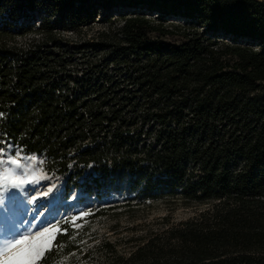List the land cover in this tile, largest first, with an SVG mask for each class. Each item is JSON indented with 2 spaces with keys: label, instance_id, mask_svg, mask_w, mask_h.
I'll return each mask as SVG.
<instances>
[{
  "label": "trees",
  "instance_id": "obj_1",
  "mask_svg": "<svg viewBox=\"0 0 264 264\" xmlns=\"http://www.w3.org/2000/svg\"><path fill=\"white\" fill-rule=\"evenodd\" d=\"M113 7L121 12L107 19L101 45L119 51L135 85L127 104L145 109L157 133H133L132 120L108 130L102 102L51 82L53 65L40 52L57 42L59 27L88 26ZM30 33L40 39L20 46L17 36ZM263 89L264 0H0V147L43 155L60 176L90 167L97 188L122 171L142 194L165 187L159 197L206 206L113 264H264ZM152 134L158 143L136 144ZM72 226L63 222L68 233L58 235L48 264L82 253L69 240Z\"/></svg>",
  "mask_w": 264,
  "mask_h": 264
},
{
  "label": "rangeland",
  "instance_id": "obj_2",
  "mask_svg": "<svg viewBox=\"0 0 264 264\" xmlns=\"http://www.w3.org/2000/svg\"><path fill=\"white\" fill-rule=\"evenodd\" d=\"M119 12L121 10L114 7L109 11L100 10L95 22L88 26L78 29L59 27L57 42L44 46L40 52L44 53L48 57V62L53 65V70L49 72L51 82L63 86L72 94L102 102V112L107 113L106 118L110 121L105 125L106 128H111L108 130H114V126H118L120 122L132 120L133 133L139 134L141 130L143 134L157 133L161 127L148 116L149 113L145 109L138 111V108L132 109L127 104L128 100L133 98L135 85L131 81L128 67L120 62L119 51L101 45L103 41L100 39V34L111 26L107 19L119 18ZM42 16L39 15L34 20L35 28L39 27ZM120 23L117 20L113 27ZM36 38L40 39V36L33 33L23 34L17 36L16 41L20 46L28 48L30 40ZM260 96L264 98V89L260 92ZM113 112L118 115L117 123L112 120ZM141 135L136 140V144L141 147L142 141L146 142V145L149 142H157L156 138L153 139V134L143 137ZM8 145L0 147L5 150L4 153H0L4 159H7V153L12 151ZM13 148L20 149L15 145ZM21 157H35L31 164L39 183L25 185V199L19 200L14 212L8 218L0 219V246H3L5 238L15 234L21 217L31 219L33 216H38L39 219L50 222L55 215L58 216L57 221H60L61 228L63 222L71 218L74 232L69 240L75 241L81 247L82 253L78 254V251H75L63 256L61 264H77L76 262L88 251L89 258L82 260L81 264H113L116 257H128L154 230L163 229L168 223L189 220L199 211H204L206 207L204 203H188L182 196L159 197L160 192L168 191L165 187L142 194L140 192L143 188L142 183H134L130 175L122 171L114 173L112 180L106 182L101 180V186L97 188L94 180L99 177V173L94 172L90 167L71 168L69 173L60 176L47 170L43 155L26 154L21 150L20 155L15 158L21 159ZM70 173L74 177L68 185ZM49 187H53V190L48 196L39 195ZM9 191L19 192L20 189L6 184L0 185V197H6ZM183 192L182 189L178 190L179 195ZM151 194L157 197L146 198ZM32 195L37 196L35 201L29 199ZM129 202L142 205L124 206ZM111 207L115 208L108 210ZM93 209L96 212L106 210L88 219L93 214L91 213ZM81 213L87 215L81 216ZM73 217H78L74 223ZM54 243L55 241L53 246ZM107 244L114 247V256H111L112 253L108 254Z\"/></svg>",
  "mask_w": 264,
  "mask_h": 264
},
{
  "label": "snow or ice",
  "instance_id": "obj_3",
  "mask_svg": "<svg viewBox=\"0 0 264 264\" xmlns=\"http://www.w3.org/2000/svg\"><path fill=\"white\" fill-rule=\"evenodd\" d=\"M8 148L12 151L7 153V159L0 155V185H10L12 188L20 189L19 192L7 193L6 197H0V219L8 218L14 212L19 200L25 199V185L38 184L34 168L31 161L35 157H21V149H14L9 144ZM4 149L0 148V153H4ZM22 160H28V163H22ZM55 187V186H53ZM53 187H49L46 191L39 193L41 196H48L52 192ZM31 201H35L37 196L29 197ZM5 200L7 203H5ZM42 215V214H41ZM81 216L87 213H81ZM78 217H73V223ZM19 227L14 235L5 238L3 246H0V264H37L41 259L44 264L55 255L53 250V242L57 240L58 234H67V228H61L60 221L55 224L39 219L33 216L31 219H21L18 221ZM57 247L60 245L57 244ZM46 252L48 255L46 256Z\"/></svg>",
  "mask_w": 264,
  "mask_h": 264
},
{
  "label": "bare ground",
  "instance_id": "obj_4",
  "mask_svg": "<svg viewBox=\"0 0 264 264\" xmlns=\"http://www.w3.org/2000/svg\"><path fill=\"white\" fill-rule=\"evenodd\" d=\"M58 220V216L53 215L52 219H51V223H55Z\"/></svg>",
  "mask_w": 264,
  "mask_h": 264
}]
</instances>
